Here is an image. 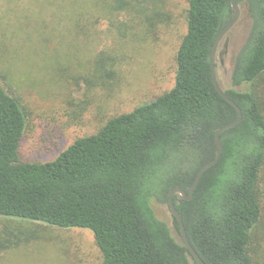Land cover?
Returning a JSON list of instances; mask_svg holds the SVG:
<instances>
[{
	"label": "trees",
	"instance_id": "obj_1",
	"mask_svg": "<svg viewBox=\"0 0 264 264\" xmlns=\"http://www.w3.org/2000/svg\"><path fill=\"white\" fill-rule=\"evenodd\" d=\"M64 1L70 8L62 13L77 33L89 32L87 22L112 21L114 12L134 5ZM237 3L245 40L234 57L231 87L218 80L243 117L221 134L222 156L193 198L175 197L189 241L207 264H264L258 242L264 218V0ZM233 15L232 0H189L173 87L111 117L50 161L22 160L27 110L0 80V250L35 238L22 223H43L91 231L102 264H198L175 217L169 225L155 204L169 208L174 187L189 193L200 168L216 156L217 130L237 116L217 91L211 66L215 40ZM99 57L101 74L111 75L113 59Z\"/></svg>",
	"mask_w": 264,
	"mask_h": 264
},
{
	"label": "rangeland",
	"instance_id": "obj_2",
	"mask_svg": "<svg viewBox=\"0 0 264 264\" xmlns=\"http://www.w3.org/2000/svg\"><path fill=\"white\" fill-rule=\"evenodd\" d=\"M64 2L0 0V80L22 97L27 110L24 161L56 159L111 117L156 99L174 85L189 0H133L132 8L114 12L112 21L87 22L88 33L72 29L65 16L70 4ZM158 11L163 17L154 14ZM246 31L245 19H240L219 43L217 74L224 88L231 87L234 57ZM100 54L113 59L108 64L111 75L101 74ZM260 90L264 99V85ZM155 210L172 226L166 205L155 204ZM21 225L35 238L22 248L0 250V264H102L87 229ZM261 232L262 253L264 218Z\"/></svg>",
	"mask_w": 264,
	"mask_h": 264
},
{
	"label": "water",
	"instance_id": "obj_3",
	"mask_svg": "<svg viewBox=\"0 0 264 264\" xmlns=\"http://www.w3.org/2000/svg\"><path fill=\"white\" fill-rule=\"evenodd\" d=\"M232 7L234 9V15H233L232 19L227 23V25L223 28V30L220 32V34L218 35V37L215 40V43H214V46L212 49V53H211V66H212L213 82L215 84L217 91L220 93V95L226 101H228L232 106L235 107V109L237 111V116L235 117L234 120H232L229 123L221 126L217 130V132H216V142H217L216 156L212 160L205 163L200 168L192 186L190 187L189 193H187L181 187H174L170 190V192L168 194L169 210L178 222L182 241L185 244V246L188 249L191 256L194 258V260L198 264H207V263L199 256V254L197 253V251L194 249V247L192 246V244L189 241V238H188L187 233H186L183 218H182V216H181V214H180V212L176 206L175 197L180 196L185 200H191L193 198L194 192H195L200 180L202 179L204 173L206 172V170L209 169L210 167H212L213 165H215L220 160V158L222 156L223 145H222V141H221V134L224 131H226L227 129L236 126L242 120V117H243L242 110L239 107V105L233 99H231L226 94V92L223 90V88L221 87L219 80H218L217 68H216V53H217L219 43L222 40V38L225 37L229 33V31L237 24V22L239 21V19L241 17V6L237 3V0H232ZM225 47L227 48V43H225ZM224 53H226V52H224Z\"/></svg>",
	"mask_w": 264,
	"mask_h": 264
}]
</instances>
